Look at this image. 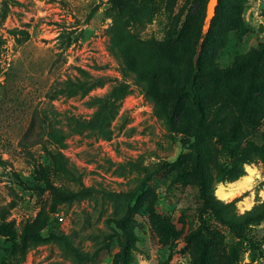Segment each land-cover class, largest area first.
<instances>
[{
  "label": "rangeland",
  "instance_id": "obj_1",
  "mask_svg": "<svg viewBox=\"0 0 264 264\" xmlns=\"http://www.w3.org/2000/svg\"><path fill=\"white\" fill-rule=\"evenodd\" d=\"M133 1L142 11L136 22L141 39L161 38L182 20L187 34L201 17L212 18L218 4V0L205 4L203 0L193 4L190 0ZM263 8L264 0H243V27L226 33L225 46L220 49L216 44L208 63L226 67L243 53L263 49ZM116 13L112 0H0V222L10 223L20 233L24 227L62 217L56 220L59 231L69 235L79 250L90 253L112 231L106 219L122 212L142 178L164 163L175 162L153 176L131 200L130 264H163L171 248L170 264H194L195 247L184 239L197 226L198 204L196 190L183 170L191 158L183 146L186 136L170 128L145 92L127 79V93L109 131L102 135L81 127L93 112L87 103L89 95H102L123 80L107 34ZM78 67L104 76V85L84 97L61 93L57 84L73 77ZM168 99L166 95L164 100ZM51 130L54 134L48 133ZM202 147L212 156L220 145L205 134ZM50 152L61 153L76 168L91 196L68 203L44 190L45 181L76 188L74 181L54 169ZM243 167L244 175L217 183L214 190L225 202L238 199L239 214L264 198L262 164L254 161ZM245 177L250 181L245 182ZM209 228L223 237L222 264H264V258L252 262L247 242L234 238L211 218ZM251 232L264 249V220ZM121 239L113 240L87 264H120ZM7 245L0 236V259ZM10 264L73 262L56 243L28 240L22 251L10 256Z\"/></svg>",
  "mask_w": 264,
  "mask_h": 264
},
{
  "label": "trees",
  "instance_id": "obj_2",
  "mask_svg": "<svg viewBox=\"0 0 264 264\" xmlns=\"http://www.w3.org/2000/svg\"><path fill=\"white\" fill-rule=\"evenodd\" d=\"M112 1L117 13L107 29L109 50L119 63L123 80L116 81L102 95H89L93 89L104 85L105 77L78 67L73 77L68 76L57 84L58 90L69 97L89 95L87 103L93 112L81 127L104 135L127 93L126 79L141 88L170 128L186 136L183 146L190 151L191 158L190 165L183 170L196 190L198 204L197 226L184 239L195 247L194 264L223 263V254H219L224 252L223 237L209 228L210 218L226 227L234 238L247 242L252 262L260 261L264 258V249L251 228L264 220V198L239 214L235 208L238 199L225 202L214 194L217 183L233 182L244 175L245 163L259 161L264 170V130L261 129L264 48L243 53L226 67L208 63L211 49H215L216 44H220V49L225 46L226 33L243 27V0H218L215 15L207 20L201 17L187 34L186 21L182 20L181 24L167 29L163 37L145 39L139 36L136 22L141 20L138 13L142 11L135 2ZM195 1L190 0L191 4ZM203 1L205 4L208 0ZM262 15L264 17V8ZM166 95L168 102L164 100ZM54 132L48 131L49 134ZM205 134L214 137L220 145L212 156L202 147ZM49 155L54 169L74 181L76 188L56 187L45 181L44 190L68 203L91 196V189L83 185L76 168L61 153L50 152ZM173 165L175 162L164 163L142 178L122 212L106 219L112 231L106 233L104 242L90 253L79 250L69 235L59 231L57 219L50 224L24 227L20 233L10 223L1 221L0 236L8 245L0 264H10V256L22 251L28 240L56 243L71 256L73 264L93 263L120 236V264H130L133 259L132 231L128 227L131 200L153 176ZM43 230L46 233L42 235ZM171 253L172 248L163 264H170Z\"/></svg>",
  "mask_w": 264,
  "mask_h": 264
},
{
  "label": "bare ground",
  "instance_id": "obj_3",
  "mask_svg": "<svg viewBox=\"0 0 264 264\" xmlns=\"http://www.w3.org/2000/svg\"><path fill=\"white\" fill-rule=\"evenodd\" d=\"M249 174H250V173H249ZM249 177H250V176H249ZM249 177H245V178H244L245 182L250 181V178H249ZM218 193L221 194V193H222L221 190H218V191H217V194H218ZM221 195H224V194H221Z\"/></svg>",
  "mask_w": 264,
  "mask_h": 264
},
{
  "label": "built area",
  "instance_id": "obj_4",
  "mask_svg": "<svg viewBox=\"0 0 264 264\" xmlns=\"http://www.w3.org/2000/svg\"><path fill=\"white\" fill-rule=\"evenodd\" d=\"M57 219H59L61 221L62 220V217H57Z\"/></svg>",
  "mask_w": 264,
  "mask_h": 264
}]
</instances>
